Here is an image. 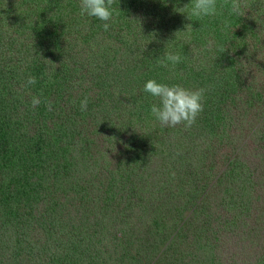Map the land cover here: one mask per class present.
I'll use <instances>...</instances> for the list:
<instances>
[{
	"label": "trees",
	"instance_id": "16d2710c",
	"mask_svg": "<svg viewBox=\"0 0 264 264\" xmlns=\"http://www.w3.org/2000/svg\"><path fill=\"white\" fill-rule=\"evenodd\" d=\"M190 3L116 0L113 7L119 16L95 50L89 35L84 36L85 30L87 26L90 31L103 30L104 22L80 16V0H0V264L138 261L154 229L157 235L170 234L161 231L159 223L163 217H174L171 207L177 203L166 190L160 204L151 198L147 209L152 221L138 228L130 225L132 212L127 206L123 209L114 186L122 183L129 191L168 184L175 191L173 180L177 181L178 198H183L197 175L191 173L192 163L215 157L213 148L230 149L223 159L232 167L230 185L224 191L230 193V199L243 202L240 205L248 213L263 211L264 239V0H244L247 7L242 17L229 16L227 8L218 7L216 16L193 21L174 11ZM222 3L218 0V6ZM84 19L89 23L83 31ZM225 20L230 22L226 30ZM187 24L192 28L185 32ZM165 50L182 57L174 69L156 65ZM111 57L116 86L138 88L131 116H124L129 126L121 131L106 110L113 95L109 92H114L110 77L106 80L93 74L100 67L110 68ZM29 76L36 78L34 85H26ZM150 79L206 89L204 111L190 129L160 125L151 113L158 100L143 91ZM33 96H39L41 103L35 108L25 106L24 100ZM84 97H88V109L81 112ZM65 104L77 113L65 115ZM118 108L121 114L125 112L116 101L114 109ZM89 117L95 120L88 123ZM245 127H257L251 148L242 145ZM110 128L128 136L117 150H110L113 154L98 143ZM65 140L80 148L72 150ZM123 145L126 148L121 152ZM158 163L166 170L170 169L167 164H173L172 178H161L165 174ZM92 164L100 167L97 179L105 180L104 184L97 186L92 181L90 185L85 179L82 193V186H75L71 177L79 171L77 165L85 166L87 174ZM56 165H60L58 169ZM208 173L201 178L204 193L214 167ZM197 198L189 195L187 204L193 205ZM7 227L18 231L15 240L3 238ZM33 229L42 231L45 240L31 237ZM178 235L169 246L171 264L183 259L176 256L178 244L173 245ZM183 260L192 264L197 257Z\"/></svg>",
	"mask_w": 264,
	"mask_h": 264
},
{
	"label": "rangeland",
	"instance_id": "374dc122",
	"mask_svg": "<svg viewBox=\"0 0 264 264\" xmlns=\"http://www.w3.org/2000/svg\"><path fill=\"white\" fill-rule=\"evenodd\" d=\"M31 8L25 10L24 13H27V11H29ZM255 8H259V6L255 5ZM89 18L92 19L94 17ZM85 19L82 21L83 27L81 26L83 31L84 27L89 23V21H85ZM89 29L90 26H87L84 36L89 35L88 41L92 48L96 50L102 46L101 41L99 40L100 37H104L107 32L103 31L102 28H97L94 31H90ZM110 42L113 44V37ZM96 58L99 59L100 57L97 56ZM110 62L111 64L114 63V57L109 59L107 64L108 67L110 66ZM93 74L101 75L106 80L108 79V76L110 77L109 83H111V87H114V92H109L110 95H113L110 101L107 103L111 104L112 106L110 105L109 109L107 107L106 110H108L110 117L115 119V122L119 127V131H121V127L127 125L129 126V119L125 117L131 116L130 113L133 111L132 101H135L133 96L137 95L138 88L136 85H134L133 88L126 85L117 87L116 85L118 81L115 80L113 75V67L111 66L108 69L106 67H100L96 70H93ZM24 101L26 102L25 106H30L31 99ZM116 101L120 102V106L122 107L123 111L125 110L124 113L121 114L119 112V108L114 109ZM56 104L58 107L62 106L61 104ZM69 108L70 105L68 106L65 104V108L63 109L65 115L73 116L77 113L76 110ZM98 116L99 114L96 117ZM94 120L95 119L93 117H89L87 122H93ZM256 128L257 127H255V129ZM255 129H249L247 127L243 128L244 135L246 137L243 138L242 145H247L250 148L253 146V133ZM51 130L54 133V130ZM123 134L125 137L122 136V134L114 132V130L110 128L104 135H101V141H98V143L103 150L107 149L106 152L113 154L110 152V150H117L120 147V144H123L124 141L127 140V133L123 132ZM90 135L97 139L96 134L91 133ZM65 142H67V145L74 151L80 148L79 144L75 145L74 142L69 143L68 140H65L64 143ZM125 146L126 145H123L121 147V152L125 150ZM213 149L216 158L212 157L210 160H203L199 163L197 162L198 160H196L194 164L192 163L191 173L195 172L197 175L194 179L190 180V185L187 186L186 194H184L185 196H183V198H178L180 194L177 191V181H173L172 179L171 186H174L175 191H172L168 187V184H166L165 188L162 186L160 188L159 186L153 188V185L150 184L147 186V189L144 188V190H142L143 187H141L134 190L130 189L129 191L124 189V185H122V183L114 186L115 190H119L118 194L120 196H118V198L122 201L121 203L123 209H125L127 206L132 212L130 215L133 217V219H129L130 225L138 228L141 227L139 226L141 223H143V226H145V223L148 225V222L152 221V217H150L151 213H149L147 209L151 198H154L153 201L160 204L162 201H164L162 200L164 195L161 193H165L166 190L174 203H177L176 207H171V212L175 218L173 216L163 217V215H165L164 212L166 211L164 210L161 213L163 219H160L161 221L159 223L162 227L160 230L165 232L166 229L168 233H172V237L168 238L170 234L167 236L157 235L158 233H155L156 229H154L153 235L149 239L150 242H146L144 247L141 249L142 253L138 257L139 260L136 261L134 259L131 264H134V262L136 264H171L170 259L172 257L170 256L173 255L170 252L171 250L169 246L172 242V239L178 234L180 235H178L176 240L173 241V245L178 244L179 246V248H177L176 256L183 259H192L194 256H196L197 261H194L192 264H264V262H262V259L264 260V239L262 238L261 231L263 211H253L248 213L246 207H242L240 205V203L243 202L236 199H230L228 196L230 193L224 190L230 185L228 179L230 177V169L232 170V167L230 168V165H225L223 163V159L225 158L226 153L230 152V149ZM248 150L249 149L245 151ZM232 157L233 159L235 158V156ZM214 161H217L218 165H209ZM157 165H161L159 168H161V171L165 174L162 175V179L165 177L172 178V175L170 174V172L173 170L172 163L167 164L170 167L169 170L163 168L162 164L160 163ZM167 165H165V167H167ZM59 166L60 165H56L55 167L58 169ZM211 166L214 167L215 173H213L211 179L206 182L207 191L204 193L201 190L203 183L201 178L203 179L204 176L209 174L208 172L210 171ZM77 167L79 168V171L73 173L71 178H75V186H82V193H85V179L89 181L90 185L92 184V181L96 182L97 186L104 184L103 182L105 180L101 181L97 179L102 173L99 166L94 167L92 164V168L86 170L87 174H85V166L77 165ZM81 168L82 172L80 170ZM174 174L176 175L178 173L174 171ZM257 188L259 191H261L260 186H257ZM109 191L112 192L111 189H109ZM78 194L81 195V192ZM189 195H198V198L197 200L195 199V203L193 205L187 204ZM179 201H181L180 204ZM38 210L40 212L43 211L42 207L40 206ZM43 213H45V211ZM17 232L18 231L12 227H7L3 231L2 236L3 238H13L15 240V235H18ZM142 235L143 238H145L146 235L143 232ZM30 236L39 237L41 241L45 240L46 237L42 231L36 229H33V232L30 233ZM166 238L167 240L165 241ZM62 241L63 240H60L59 244L65 248V244L62 245ZM248 256H251V258ZM177 257H173V259ZM252 258L255 260V262H251ZM183 259L175 262V264H186L185 260Z\"/></svg>",
	"mask_w": 264,
	"mask_h": 264
},
{
	"label": "clouds",
	"instance_id": "9594fccd",
	"mask_svg": "<svg viewBox=\"0 0 264 264\" xmlns=\"http://www.w3.org/2000/svg\"><path fill=\"white\" fill-rule=\"evenodd\" d=\"M116 0H80V16L94 17L100 21L103 30L107 32L116 21L114 17L119 16V10L113 5ZM220 9L227 8L229 16L242 17L245 15L244 9L247 7L244 0H223L218 6V0H191L189 5L183 8H176L174 11L186 15V19L193 21L201 20L204 17L216 16ZM230 27L228 20L224 21V29ZM192 28L191 24L186 25L185 32ZM181 31L175 33L177 36ZM167 44L165 49H167ZM182 60L179 53L165 50L163 55L156 59L158 67L174 69ZM36 78L29 76L26 85H34ZM145 93L150 94L158 100L151 107V113L159 121L162 127H176L183 125L185 129H190L197 121L199 115L204 111L205 92L204 88H187L182 84H167L157 82L155 79L148 80L143 88ZM41 103L39 96H33L32 107L35 108ZM88 97L80 101V111L86 112L88 109ZM48 110H52V103L47 102Z\"/></svg>",
	"mask_w": 264,
	"mask_h": 264
}]
</instances>
